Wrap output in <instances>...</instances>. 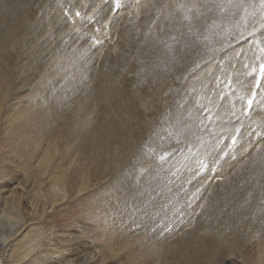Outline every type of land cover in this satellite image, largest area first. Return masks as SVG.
Returning <instances> with one entry per match:
<instances>
[{"label":"rangeland","instance_id":"1","mask_svg":"<svg viewBox=\"0 0 264 264\" xmlns=\"http://www.w3.org/2000/svg\"><path fill=\"white\" fill-rule=\"evenodd\" d=\"M1 1L0 7L2 9L7 5L4 4V2L6 3L9 1V4L13 3L14 5L12 4L11 6H8V4L6 6V10L10 7H13V9H11L12 12L8 9L9 13L7 16V13L5 12L6 10H2V12L0 11L2 17L0 18V22L5 21L4 23L2 22L4 25L0 23V27H3V30L1 29L0 31V33H2L0 36L2 38H0V43L3 42L2 40L7 39V43L5 42L6 40H4L5 43L3 42V44L8 47V51L3 53L1 56L2 58L0 57V100L3 99V101H1L2 103L0 104H3L0 106V196L10 195V191L12 189L19 188V186L22 184V186H20L21 188L18 189V192L24 193L25 196L27 194L28 197L32 196L31 199L36 200L35 207L31 206V199L27 200V198H24V200L20 202L19 209L21 211V216L28 223L23 233L21 232L22 235L16 238L9 245L10 249L8 248L9 251H7V255H9L11 252L16 254L23 253L27 247L26 243L28 240H34L35 238H38L40 241L39 247H37L39 252L45 253L50 251L51 253L49 255L55 254V257L57 256L55 260L63 263L72 261L75 264H154L155 262V264H261V262L264 264V174H262L264 169V115H262V113L259 112L260 110H258L261 105L255 106V103L259 102H257L255 97H252L250 93V91L253 92L256 90L255 86L257 83H254V86L252 85V87L245 84L247 79L250 78L247 74V68H251L257 64L258 61L260 62V60L262 61L264 59V27L257 32L255 31V33L252 34L253 37L249 38V35L252 36L249 34L247 39L242 38V36H245V34L251 31L250 24L252 9L255 5L254 0H213V2L212 0H175L173 3L174 5L167 4L169 0H145L147 3L143 0L146 4L149 3L153 5L151 7L149 4L147 7L146 5H142L144 3L142 0H82V4L79 2L80 0H74L76 3L73 0H69L70 3L68 0H38L40 4L37 3L36 0H16L18 3L21 1L25 3L26 1L25 4L29 6V8L23 3H21L22 5L19 3L20 7L22 6V9L17 6V2L15 0ZM87 1L89 2V6ZM91 1H93V3ZM154 1L157 5L152 4ZM159 1L161 4L163 3V5H161ZM256 1L258 12L257 17L258 19L264 20V0ZM1 3L3 4V7ZM31 3H33L36 7ZM182 3L185 7L182 6ZM70 4L73 5L71 6ZM85 4H87V10L84 9ZM139 4L140 6L142 5V8L143 6L146 7L147 12L143 11ZM213 4H217V6H214ZM154 5L156 7H154ZM159 5L162 7L166 5V7H163L166 10L169 5H171V7L173 6V10L169 8L171 10L170 17L172 18L169 17V9L167 11L168 13L166 14V10H163V8ZM31 6L35 8L32 9L30 8ZM73 6L78 8L73 9ZM79 6L80 8L83 7L82 9L85 11L80 10ZM178 6L182 10L185 8L184 11H181L183 14L186 12V16L182 15L180 18L182 13ZM212 6L214 7L213 9ZM134 7H136L135 9L140 7L141 10L138 11H142L143 13L146 12L144 13L145 15L142 13L141 16V13L137 10L136 11L138 13L136 11H131L132 13H128V11L131 9L134 11ZM156 8L160 10L158 11ZM120 10L121 12H119ZM126 11L128 14H126ZM153 11L154 13H152ZM155 11L158 12L159 15ZM160 11L162 14L165 13L166 15L163 14V16H160ZM172 11L178 12L174 13ZM96 12L98 17L96 16ZM148 12L152 13L151 17H154V14L158 16L154 17V20L161 21L157 23H159L158 25L162 24V28L167 26V29L163 28L165 30L161 28V30H163L162 32L164 33L160 32L161 26L158 27L160 31L158 28H156L157 24L153 18L149 17L150 14H147ZM16 13L20 16L22 14L28 16L23 18L24 15H22L21 17L23 20H26L21 21V17H18L19 15L15 17V15H17ZM75 13H77V15ZM93 13L95 14L93 15ZM136 13H140V16L138 15L136 17ZM9 14H12V16ZM81 14L83 15L79 16ZM129 14L134 15L135 18L132 19L133 16L130 17ZM187 14L190 17H188ZM143 15L145 18H143ZM213 15H216V19ZM5 16L7 18H4ZM218 16H222L221 20ZM129 17L130 20H128ZM147 17H149L151 20L147 19ZM185 17L186 20H184ZM9 18L11 19L8 20ZM15 18L18 21H14ZM159 18H161L164 22ZM163 18L167 19L165 20ZM179 18L184 19L180 21ZM199 18H204V20L202 19L200 22ZM211 18L217 20L213 21L216 22L217 25L220 24L218 25L219 27L216 26ZM125 19L126 21H124ZM131 19L133 20V23H131ZM145 19L148 22L151 21V24L149 23V25L147 21L145 22ZM207 19L211 23H209ZM11 21L13 23H11ZM127 21L131 23V27L135 26V32L137 31L136 33L134 30H132L134 28H128L130 23ZM152 21L154 22L152 23ZM166 21L169 23L167 22L165 25ZM183 21H185L186 24ZM195 21L197 22L196 24ZM202 21H204V24H202ZM7 22H9V24L12 26H10ZM181 22H183V25L185 24L186 27H183L182 25L181 28ZM205 22L209 25H207ZM198 23L202 24L201 27ZM76 24L77 27H75ZM142 24H144L145 27ZM153 24H156V32H159L158 34L161 33L159 36L157 33H155V30H152L154 29ZM214 24L215 26H213ZM6 25L8 27L7 29L5 28ZM147 25H149L148 29L146 28L148 27ZM119 26H122V28L120 29ZM126 26L131 32L127 30ZM150 26L153 28H150ZM178 26L179 28H177ZM221 26L224 28L222 29ZM71 27L74 28L73 31H71ZM102 27L105 29L103 30ZM116 27L117 29L119 28V33L116 30ZM212 27H217V30H213L214 28ZM12 28L14 29L12 30ZM183 28H185L186 31ZM192 28L195 30L197 29L195 31L197 33L193 31L192 34V31H190L192 37L190 35L187 36L186 34L189 32L188 30H193ZM137 29H139V32ZM105 30L108 33H106ZM123 31L125 32V37L131 38L130 40L126 38L128 41L123 40L125 46L128 45V47L124 46V48L127 50L121 49L115 53L116 55H114L112 54V51L109 52L111 43L108 40L112 39L111 36H113V40H111V42H114L115 38H118L117 35ZM150 31L154 32L158 36L159 40L158 38L157 40L155 39L157 36L155 37L154 33H152V36L154 37L153 38ZM204 31L206 32L204 33ZM213 31H216V34L212 33ZM133 32L137 35L132 36L134 35ZM175 32L178 35L180 32H185L186 34H180V36L184 35L181 38ZM209 32L210 34L207 35ZM218 32H220L223 36H221ZM138 33H140V35ZM147 34L148 36L145 37ZM197 34L199 36H197ZM211 34L214 36L212 37ZM20 35H24L23 38H21ZM215 35L218 37V39L215 38L214 42L213 38ZM193 36L194 39H191L193 41V46H191L192 44H189L191 40H187L193 38ZM229 36L230 38H228ZM196 37H198V41H205L201 43L198 42L197 44V41L195 42ZM152 38L156 41L153 40L152 42ZM201 38L204 39L202 40ZM220 38L221 40L223 39V43L221 42ZM227 38L229 39V42ZM237 38L239 40L241 39L239 44ZM256 38L260 40H257ZM207 39L210 40L206 41ZM255 39L258 43L255 41ZM8 40L13 44H11ZM158 41L160 42L159 44H157ZM169 41H171V43ZM216 41L221 43H218L217 45ZM143 42H150L152 47L149 48L151 50H148L149 48L147 49L148 43L147 46H144L143 44L145 43ZM105 43H107L109 46ZM187 43L189 46H191V48L187 45ZM200 44L206 48L200 46L202 49H199L200 47L198 48V46ZM252 44L253 48H256L255 44H258L259 47L257 46V50L251 47ZM11 45H14V47ZM245 45L247 46V50ZM170 46H172V48ZM174 46L179 48L182 46L183 50H185L184 52L182 48H176L175 50ZM218 46L221 47L218 48ZM103 48L108 49L105 50ZM193 48L196 51L193 50ZM152 49L155 50L154 54ZM188 49L192 50L190 52H186L190 55L185 54L186 50L189 51ZM106 51H108V54ZM245 51H247V53L250 52L249 55ZM145 52L148 53V55L145 54ZM201 52L203 53L201 54ZM206 52L208 56L206 55ZM253 54L258 57L257 61V57L255 56V58ZM102 55L109 56L104 58ZM242 55L244 56V59L246 58L245 60L248 58V61L245 62V60H241L243 59ZM249 56L253 57L249 59ZM204 57H207L205 59L208 60H205ZM190 59H193V61ZM209 59L211 61H209ZM229 59L230 61H227ZM187 60L189 61L187 62ZM198 60L200 61L198 62ZM232 60H236L235 63L234 61L232 62ZM102 61L107 62L105 64ZM146 61H150V64H147ZM224 61L225 63H223ZM238 61H240L239 64ZM166 62L170 64L173 63L172 65L174 67H172L170 64L168 66L167 64L165 65ZM230 62L232 64H230ZM151 63H153L154 66ZM197 65L200 66L198 67ZM233 65L235 66L233 67ZM165 66L170 74L169 72L167 73V71L165 72L167 75L164 73L163 70L165 69ZM243 66H245V68ZM175 67L177 68L178 72L177 70H174ZM123 68H126L127 70H124ZM130 68L132 69L130 70ZM161 68L164 69L162 70ZM234 68H237L239 71ZM105 69L111 74H114L111 76ZM133 69L139 73V76H135L137 73ZM119 70L123 73H120ZM157 70H160V72ZM179 70H181V72H179ZM126 71L127 74H125ZM158 73L160 74L158 75ZM187 75L189 76L187 77ZM101 76L105 79L107 78L105 76H108V79L112 77L113 80L107 79L109 84L107 83L106 88H109V90H107L108 92H113L111 93L114 94L113 96L107 93L106 97L105 94L103 97L102 90H106V88H104L105 86L103 87L100 85V82H103V78ZM109 76L111 77L109 78ZM117 76H121V81H117ZM162 76H164L166 79H163L164 77ZM230 76L233 77L231 78ZM5 77L7 78L5 79ZM152 77H154L153 80H151ZM142 78L151 79H145V81H143ZM255 80H257V78H255ZM110 81H114V83ZM135 81L138 85L135 83ZM249 81L251 82L252 79L250 78ZM6 82H8V84ZM144 82H147L148 84L145 85ZM262 82L263 81L260 80L258 83ZM30 83H34V86H37L36 89L38 90H36L33 85L32 88L34 89H29ZM113 84L115 87L112 86ZM141 84H144V86ZM136 85L137 88L139 86V89H135ZM225 85L227 86L225 87ZM232 85L234 86L233 88ZM111 86L113 87L112 91V88L110 89ZM215 86H217V89ZM118 88L120 93L123 94H115L118 92ZM223 88H225V90ZM129 89H132L135 92L133 93V91ZM204 89L207 90L205 91ZM196 90H198V92ZM31 91H33L34 95L31 94ZM129 91L132 92L130 93ZM4 93L8 94V96ZM132 93L133 95L138 96L133 98ZM239 93H244L242 98H240ZM123 95H125L126 99H124ZM26 96L28 98H26ZM110 96L114 97V101L111 98L113 102L107 100V106L106 100H104L105 104L103 101L100 103L101 99H110ZM117 96H119V98L121 97V102H119L120 100ZM127 96L130 99H128ZM182 96H184V98ZM190 96L192 98H190ZM16 99L19 101H16ZM147 100H151V102H148L150 105L147 103ZM214 100L216 101L214 102ZM116 101L117 103H121V105L116 104ZM128 101L129 103L133 102V106L129 103L128 104L131 105L130 107L128 104V107L126 104L124 105V103H127ZM204 101L207 102L205 103ZM111 103L113 104L111 105ZM20 105L23 108H19ZM78 105H81L80 109H78ZM108 106H111L110 108L112 110L110 108L108 109ZM254 106L255 108H258L255 110ZM16 107L18 113L20 112L18 115L16 113L17 111L14 109ZM28 107H30V111ZM115 107L117 110L119 109L123 112L125 110L127 115L125 112L118 113L119 110L117 111ZM183 107L185 109H183ZM194 107L196 109H194ZM74 108H76V110ZM128 108L130 109L129 112H127L129 110ZM203 108L204 110H202ZM21 109H24V112ZM141 109H143V111ZM148 111L149 114H146ZM21 113H23V115L20 116L22 118L19 117ZM122 115L127 117L124 119ZM259 116H262L263 119H261ZM119 117H122L121 120ZM187 117L191 118H188V120ZM218 117L221 119L219 120ZM126 118L129 120L128 122ZM194 118L197 119L194 120ZM27 119H29L30 123H32H29L30 127L28 124L29 121ZM167 119L168 121H166ZM248 121L251 122L249 123ZM69 122H71L70 125L72 128V133L70 132V135L66 136L67 142L66 145H63L59 139L61 136L64 137L62 134L64 131L66 133V126L69 124ZM129 122H131L130 125L132 126L129 125ZM65 124L66 126H64ZM237 124H239V126ZM33 125L37 126L34 127ZM246 126H248L250 129ZM200 128H202L203 131L202 129L200 130ZM207 130L208 132H206ZM200 131L201 133L203 132V134L206 133V137L203 136V134L198 135L200 134ZM213 131L216 135L213 133ZM243 135L245 136L243 137ZM58 136L60 137L58 138ZM197 136L198 139H196ZM201 137L202 141L200 140ZM204 138L206 143L203 141ZM194 140L196 141V145L194 144ZM54 143L57 146H55ZM102 143L105 147H103ZM67 144L69 146H67ZM48 145H50L51 149H54L50 151L49 157L46 158L45 161L40 164V166L36 165L42 155V152L49 147ZM53 145L56 148L53 147ZM182 145L184 147L183 149ZM194 146L198 148H194ZM190 147L191 149H187ZM213 147L215 149H213ZM67 150L70 152H67ZM57 152H59V155ZM186 152H188V154ZM108 153L111 154L107 155ZM52 155L56 156L55 161L53 160L55 157ZM97 160L99 162H96ZM251 163L253 164L249 165ZM76 164L77 167L75 166ZM83 164L86 165V169ZM226 164H228L229 167ZM90 166L91 170L89 168ZM236 166H240V168H237ZM245 166H247L249 169H244ZM241 168L243 171L240 170ZM260 170H262V173H259ZM77 171H80L81 175L78 172L79 174L77 173V176ZM240 171L244 172V174ZM253 171H255L254 173L256 174H254ZM82 176L84 178H82ZM228 177L230 181L232 180L231 184L229 183L230 181L228 182ZM59 178L62 181L59 180ZM237 180L240 182V186L238 185L239 182ZM41 181L44 182L42 183ZM244 182L247 183L245 184ZM259 186H261V188L263 187L262 191L261 188L259 190ZM30 187L34 188L32 192L29 191ZM240 187H242V189ZM40 188L41 191L38 192ZM250 191H255V194L260 191L262 194L257 193L259 196L257 194L252 195L255 197V201L253 202L252 200V205L250 204L249 208V202L247 201V198L251 196H249V193H251ZM37 192L38 194L35 197ZM252 196L250 198H252ZM257 196L261 198H258ZM254 197L252 199H254ZM256 197L258 198L257 200ZM261 199H263V201H261ZM245 200L248 202V204L245 203L248 210L246 207H244L246 210L243 209V206H245ZM258 200L261 201L262 204L260 206L258 204V207L255 205L253 206L256 201L258 202ZM257 202L255 204H257ZM239 203H242L243 205H238ZM252 207H257L258 209L253 208L252 210L255 209L253 212L250 210ZM249 210L251 213H248L250 212ZM8 224V221L4 223L1 236L8 234ZM190 239H196L198 242L196 240L191 242ZM54 250L58 252L52 253ZM214 252H216V255ZM88 253L94 257H89L90 255H88ZM230 254L232 255L230 256ZM260 256L263 257L261 262L259 261ZM3 257V255L2 257L0 256V259L4 264L5 262ZM51 257L54 258V256ZM92 258H95L94 261ZM189 258H191L190 261ZM50 260L52 259L50 258Z\"/></svg>","mask_w":264,"mask_h":264},{"label":"bare ground","instance_id":"2","mask_svg":"<svg viewBox=\"0 0 264 264\" xmlns=\"http://www.w3.org/2000/svg\"><path fill=\"white\" fill-rule=\"evenodd\" d=\"M0 1H1V0H0ZM2 1H3V0H2ZM2 1H1V2H2ZM4 1H5V0H4ZM6 1H7V0H6ZM10 1H11V0H10ZM15 1H16V0H15ZM27 1H28V0H27ZM30 1H31V0H30ZM33 1H35V0H33ZM36 1H37V3L40 4V2H39L38 0H36ZM50 1H51V0H50ZM55 1H56V0H55ZM68 1H69V0H68ZM73 1H74V0H73ZM75 1H76V0H75ZM75 1H74V2H75ZM83 1H85V0H83ZM83 1L80 0L79 2L82 4ZM142 1H143V0H142ZM144 1H145V0H144ZM144 1H143V2H144ZM147 1H148V0H147ZM156 1H157V0H156ZM207 1H208V0H207ZM8 2H9V1H7L6 3L4 2V4H7V5H8V4L10 3V2H9V3H8ZM16 2H17V1H16ZM45 2H47V1H45ZM87 2H88V1H87ZM91 2L93 3V1H91ZM96 2H97V1H96ZM99 2H100V1H99ZM101 2H102V1H101ZM105 2H106V1H105ZM145 2H146V1H145ZM145 2H144L142 5H144V6L146 5V7L149 6V5H150V7L153 6V5L149 4V3H148L149 5H148V4H146L147 2H146V3H145ZM159 2H160V1H159ZM159 2H158V3H159ZM166 2H167V1H166ZM174 2H175V0H169V1L167 2V4H173ZM185 2H186V1H185ZM210 2H211V1H210ZM212 2H213V0H212ZM248 2H249V1H248ZM256 2H257V1L254 0L255 5H254V8L252 9V14H251V24H250L251 31L249 30V31H250V32L248 31L249 33L245 34V36H242V38H244V39H247V37H248L249 34L252 35L253 33H255V31L257 32L258 30H260L261 28L264 27V20H262V19H258V17H257V13H258V12H257V7H256ZM19 3H20V4L23 3L24 5H26V4H25L26 1H25V3H24L23 1H21V2H19ZM19 3L17 2V6H18V7H20ZM29 3H30V2H29ZM34 3H35V2H34ZM49 3H50V2H49ZM67 3H68V2H67ZM69 3H70V1H69ZM69 3H68V4H69ZM71 3H72V1H71ZM75 3H76V2H75ZM75 3H74V4H75ZM84 3H85V2H84ZM92 3H91V4H92ZM180 3H181V2H180ZM183 3H184V2H183ZM183 3H182V4H183ZM187 3H188V2H187ZM189 3H192V2H189ZM205 3H206V2H205ZM216 3H217V2H216ZM221 3H222V2H221ZM12 4H13V3H12ZM12 4H9L8 6H11ZM27 4H28V3H27ZM31 4H33V3H31ZM45 4H46V3H45ZM68 4H67V5H68ZM99 4H100V3H99ZM103 4H104V3H103ZM140 4H141V2H140ZM140 4H139V6H140ZM152 4L157 5V4L155 3V1H154V3H152ZM160 4H161V2H160ZM165 4H166V3H165ZM178 4H179V3H178ZM222 4H223V3H222ZM228 4H229V3H228ZM231 4H232V3H231ZM231 4H230V5H231ZM1 5H2V7H3V4H2V3H1ZM7 5H6V6H7ZM13 5H14V4H13ZM21 5H22V4H21ZM33 5H34V4H33ZM46 5H47V4H46ZM70 5H71V4H70ZM72 5H73V4H72ZM72 5H71V6H72ZM76 5H77V4H76ZM86 5H87V4H85V8H84V9H86ZM142 5L140 6L141 8H142ZM155 5H154V7H156ZM161 5H163V3H162ZM161 5H159V6H161ZM173 5H174V4H173ZM189 5H191V4H189ZM210 5H211V4H210ZM213 5H214V6H217V4H216V5L213 4ZM241 5H242V4H241ZM6 6H5V8H7ZM15 6H16V4H15ZM26 6H27V5H26ZM26 6H25V7H26ZM34 6H35V5H34ZM41 6H42V5H41ZM43 6L45 7L44 4H43ZM74 6H75V5H74ZM74 6L72 7L73 9L76 8V7H74ZM88 6H89V2H88ZM99 6H100V5H99ZM134 6H135V5H134ZM144 6H143L142 9H143V11H146V12H147V8L144 7ZM167 6H168V5H167ZM176 6H177V5H176ZM182 6H184V4H183ZM257 6H258V5H257ZM21 7H22V6H21ZM21 7H20V9H22ZM27 7L29 8V6H27ZM35 7H36V6H35ZM35 7H32V6H31L30 8L33 9V8H35ZM39 7H40V6H39ZM81 7H82V6H81ZM97 7H98V6H97ZM140 7H138V9H135L136 7H134L133 9H135V10L133 11V10L131 9L130 11H128V13L131 12V11H132V12H135L136 10H137V11H138V10H141ZM150 7H149V8H150ZM161 7H162V6H161ZM163 7H166V5L163 6ZM163 7H162V8H163ZM172 7H173V6H172ZM172 7H171V5H169V7L167 8V10H166L165 8H163V10H166V14H167V13H168L167 11H168L169 8H171V9L173 10L174 7H173V8H172ZM178 7H179V6H178ZM184 7H185V6H184ZM189 7H190V6H189ZM230 7H231V6H230ZM246 7H247V6H246ZM0 8H1V7H0ZM5 8H4V7H3V9L1 8L0 11H1V12H2V10L5 11V10H6ZM77 8H78V7H77ZM77 8H76V9H77ZM79 8H80V6H79ZM82 8H83V7H82ZM82 8H80V10L85 11V10H83ZM95 8H96V7H95ZM98 8H99V7H98ZM149 8H148V9H149ZM157 8H158V6H157ZM157 8H156V9H157ZM176 8H177V7H176ZM181 8H183V7H181ZM213 8H214V7L212 6V9H213ZM238 8H239V7H238ZM8 9H9V11H10L11 9H13V7H12V8L10 7V8H8ZM8 9L5 11V12L7 13L6 16H7L8 13H9ZM20 9H19V10H20ZM37 9H38V8H37ZM37 9H36V10H37ZM76 9H75V10H76ZM88 9H89V7H88ZM92 9H93V7H92ZM92 9H91V10H92ZM102 9H103V8H102ZM144 9H145V10H144ZM152 9H153V7H152ZM156 9H155V10H156ZM184 9H185V8H184ZM184 9L182 10V9H180V7H179V10H180V11H181V10L184 11ZM189 9H190V8H189ZM189 9H188V10H189ZM191 9H192V8H191ZM216 9H217V8H216ZM234 9H235V8H234ZM19 10H18V11H19ZM25 10H26V8H25ZM30 10H31V9H30ZM38 10H39V9H38ZM78 10H79V9H78ZM86 10H87V9H86ZM95 10H96V9H95ZM95 10H94V11H95ZM153 10H154V9H153ZM157 10L159 11L160 9H157ZM176 10H177V9H176ZM217 10H218V9H217ZM228 10H229V9H228ZM232 10H233V9H232ZM15 11H16V10H15ZM21 11H22V10H21ZM21 11H20V12H21ZM31 11H32V10H31ZM34 11H35V10H34ZM89 11H90V10H89ZM89 11H88V13H89ZM96 11H97V10H96ZM113 11H114V10H113ZM137 11H136V12H137ZM170 11H171V10L169 9V13H170V14H169V17H170V15H171V12H170ZM180 11H179V12H180ZM182 11H181L182 14L180 15V18L182 17V15H185V14H186V12H184L185 14H183ZM11 12H12V10H11ZM27 12H28V11H27ZM27 12H26V13H27ZM74 12H75V11H74ZM76 12H77V10H76ZM79 12H80V11H79ZM86 12H87V11H86ZM100 12H102V11H100ZM119 12H121V10H120ZM132 12H131V13H132ZM138 12H140V11H138ZM138 12H137V13H138ZM146 12H144V13H146ZM149 12H150V11H149ZM149 12H148L147 14H150L149 17H150V18H153V20H154V17H156L157 15L154 14V17H151V14L154 13V11H153L152 13H149ZM155 12H156V11H155ZM163 12H165V11H163ZM172 12H174V11H172ZM177 12H178V11H177ZM177 12H174V13H177ZM212 12H213V11H212ZM236 12H237V11H236ZM236 12H235V13H236ZM3 13H4V12H3ZM3 13H2V15H3ZM21 13H22V12H21ZM21 13H20V14H21ZM23 13H24V10H23ZM80 13H81V12H80ZM80 13H79V14H80ZM82 13H83V12H82ZM128 13H127V11H126V14H128ZM137 13H136V14H137ZM140 13H141V14H140ZM140 13H139V14L142 16V13H143V12L141 11ZM144 13H143V14H144ZM156 13H158V12H156ZM160 13H161V11H160ZM214 13H216V12H214ZM230 13H231V12H230ZM239 13H240V10H239ZM14 14H15V13H14ZM14 14H13V16H14ZM16 14H17V13H16ZM75 14L77 15V13H75ZM90 14H91V13H90ZM94 14H95V13H93V15H94ZM109 14H110V13H109ZM112 14H113V12H112ZM112 14H111V15H112ZM122 14H123V13H122ZM126 14H125V15H126ZM136 14H135V15H136ZM139 14H137L136 17H137ZM163 14H165V13H163ZM163 14L161 13L160 16H161V15L163 16ZM166 14H165V15H166ZM217 14H219V13H217ZM217 14H216V15H217ZM222 14H223V13H222ZM228 14H229V13H228ZM4 15H5V13H4ZM9 15L12 16V14H9ZM18 15H19V14L15 15V17L18 16ZM22 15H24V14H22ZM22 15H21V16H22ZM82 15H83V14H81V15H79V16H82ZM84 15H85V14H84ZM111 15H110V16H111ZM140 15H139V16H140ZM144 15H145V14H144ZM144 15H143V18H145ZM158 15H159V13H158ZM176 15H177V14H176ZM176 15H175V16H176ZM216 15H213V16H215V17H214L215 19H216ZM236 15H237V14H236ZM6 16H5L4 18H7ZM21 16L19 15L18 17H21ZM27 16H28V15H27ZM27 16L24 15L23 18H26ZM73 16L76 17L75 15H73ZM87 16H88V15H87ZM96 16H97V12H96ZM123 16H124V14H123ZM126 16H128V15H126ZM129 16H130V17L133 16L132 19L135 18V16L132 15V14H131V15L129 14ZM167 16H168V15H167ZM185 16H186V15H185ZM187 16H188V14H187ZM206 16H208V15H206ZM211 16H212V15H211ZM211 16H210V17H211ZM8 17H9V16H8ZM18 17H17V18H18ZM97 17H98V16H97ZM117 17H118V16H117ZM130 17H129L128 20H130ZM149 17H147V19H149ZM157 17H158V16H157ZM188 17H190V16H188ZM218 17H219V16H218ZM233 17H234V14H233ZM0 18H2V17H1V14H0ZM23 18L21 17L20 20L22 21ZM80 18H82V17H80ZM84 18H85V17H84ZM127 18H128V17H127ZM127 18H126V19H127ZM138 18H140V17H138ZM161 18H162V17H161ZM161 18H159V19L162 20ZM167 18H168V17H167ZM167 18H163V19L166 20ZM170 18H172V17H170ZM173 18H174V17H173ZM180 18H179V19H180ZM196 18H197V17H196ZM205 18H206V17H205ZM219 18H220V20H221L222 16L219 17ZM219 18H218V19H219ZM227 18H229V17H227ZM10 19H11V18H9L8 20H10ZM13 19H14V17H13ZM13 19H12V20H13ZM18 19H19V18H18ZM86 19H87V18H86ZM107 19H108V18H107ZM126 19H125L124 21H126ZM132 19H131V20H132ZM155 19L158 20L157 18H155ZM168 19H169V18H168ZM179 19H178V20H179ZM183 19H184V18H183ZM183 19H180V21L183 20ZM197 19H198V18H197ZM199 19H200V18H199ZM202 19L204 20V18H201L199 21L201 22ZM215 19H212V18H211L212 21L215 20ZM231 19H232V18H231ZM241 19H242V18H241ZM0 20H1V19H0ZM3 20H4V19H3ZM20 20H19V21H20ZM25 20H26V19H25ZM25 20H23V21H25ZM149 20H151V19H149ZM170 20H171V19H170ZM184 20H186V17H185ZM187 20H188V19H187ZM209 20H210V19H209ZM229 20H230V19H229ZM244 20H245V19H244ZM14 21H18V20H16V18H15ZM72 21H73V20H72ZM75 21H76V20H75ZM102 21H103V20H102ZM108 21H110V20H108ZM136 21H137V20H136ZM136 21H135V23H136ZM144 21L146 22L147 20L145 19ZM154 21H155V20H154ZM154 21H152V23H153ZM162 21H163V20H162ZM172 21H173V20H172ZM172 21H171V22H172ZM207 21H208V19H207ZM215 21H217V20H215ZM224 21H225V20H224ZM241 21H242V20H241ZM2 22L4 23L5 21H2ZM2 22H0V23H2ZM73 22H74V21H73ZM73 22H72V23H73ZM76 22H77V21H76ZM121 22H122V21H121ZM127 22H128V21H127ZM147 22H148V21H147ZM150 22H151V21H150ZM150 22H148V24H149ZM155 22H156V24H157V25L155 24V25H156V28H158V27H160V26L162 25L161 23H160L161 25H158L159 23H157V22H161V21H155ZM163 22H164V21H163ZM167 22H168V21L165 22V25H166ZM183 22L186 24L185 21H183ZM183 22H181V23H182V24H180L181 26L179 25L181 28H182ZM208 22H209V21H208ZM213 22H214V21H213ZM218 22H219V21H218ZM3 23H2V24H3ZM7 23L9 24V22H7ZM11 23H13V22L11 21ZM116 23H117V22H116ZM123 23H124V22H123ZM128 23H130V22H128ZM128 23H127V24H128ZM131 23H133V20L131 21ZM131 23L129 24V26L126 24V25L128 26V28L131 27V26H130ZM135 23H134V24H135ZM138 23H139V22H138ZM138 23H137V24H138ZM168 23H169V22H168ZM188 23H189V21H188ZM196 23H197V22L195 21V24H196ZM205 23H206V22H205ZM209 23H211V22H209ZM214 23L216 24V22H214ZM229 23H230V22H229ZM234 23H235V22H234ZM8 24H7V25H8ZM102 24H103V23H102ZM106 24H107V23H106ZM119 24H120V23H119ZM134 24H132V25H134ZM137 24H136V25H137ZM139 24H140V23H139ZM150 24H151V23H150ZM150 24H149V25H150ZM163 24H164V23H163ZM170 24H171V23H170ZM170 24H168V25H170ZM178 24H179V23H178ZM185 24L183 25V27L185 26ZM198 24H199V23H198ZM202 24H204V21H202ZM202 24H201V23L199 24L200 27H201ZM206 24H207V23H206ZM212 24H213V23H212ZM215 24H214L213 26H215ZM3 25H4V24H3ZM7 25H6V27H5L6 29L8 28ZM9 25L12 26L11 24H9ZM25 25H26V24H25ZM69 25H70V24H69ZM78 25H79V24H78ZM115 25H116V24H115ZM115 25H114V28H115ZM121 25H122V24H121ZM140 25H141V24H140ZM142 25L145 27L146 23H145V25H144V24H142ZM149 25H147V26H148V27H146L147 29L149 28ZM155 25L153 24L154 29H152V30H155ZM165 25H164V26H165ZM207 25H209V24H207ZM218 25H220V24H218ZM218 25L216 24V26H218ZM223 25H224V24H223ZM0 26H1V24H0ZM28 26H29V25H28ZM28 26H26V27H28ZM127 26H126V28H127ZM137 26H138V25H137ZM137 26H136V27H137ZM170 26H171V25H170ZM179 26H178L177 28H179ZM195 26H197V25H195ZM195 26H193V27H195ZM211 26H212V25H211ZM225 26H226V24H225ZM229 26H230V25H229ZM245 26H246V25H245ZM245 26H244V27H245ZM247 26H248V25H247ZM72 27H73V26H72ZM72 27L70 28V29H72L71 31H73V29H74V28H72ZM75 27H77V24L75 25ZM100 27H101V26H100ZM105 27H106V25H105ZM107 27H108V26H107ZM139 27H140V26H139ZM153 27L150 26V28H153ZM166 27H167V26H166ZM166 27H163V28H166ZM173 27H174V25H173ZM185 27H186V26H185ZM189 27H190V26H189ZM218 27H219V26H218ZM221 27H222V26H221ZM235 27H236V26H235ZM2 28H3V27H2ZM2 28L0 27V31H1ZM102 28H103V27H102ZM119 28L121 29L122 26H121V27L119 26ZM119 28L117 29V27H116V30L118 31ZM128 28H127V30L130 31V29H128ZM132 28H134V29H132ZM141 28H142V26H141ZM146 28H145V30H146ZM161 28H162V26L160 27V30H161ZM163 28H162V29H163ZM168 28H169V27H168ZM174 28H175V27H174ZM177 28H176V29H177ZM197 28H198V27H197ZM207 28H208V27H207ZM212 28H214V27H212ZM212 28H211V29H212ZM216 28H217V27H216ZM216 28H214L213 30H217ZM223 28H224V27H222V29H223ZM245 28H246V27H245ZM13 29H14V28H12V30H13ZM75 29H76V28H75ZM93 29H94V28H93ZM104 29H105V28H103V30H104ZM123 29H124V28H123ZM131 29L134 30V32H135V29H136V28H135V26H133V27H131ZM139 29H140V28H139ZM139 29H137L138 32H139ZM166 29H167V28H166ZM183 29H185V28H183ZM183 29H182V30H183ZM192 29H193V28H192ZM199 29H201V28H199ZM218 29H219V28H218ZM220 29H221V28H220ZM222 29H221V31H222ZM2 30H3V29H2ZM12 30H11V33H12ZM101 30H102V29H101ZM106 30H108V29H106ZM106 30H105V32H106ZM111 30H112V29H111ZM116 30H115V31H116ZM140 30H141V29H140ZM149 30H150V29H149ZM158 30H159V28H158ZM160 30H159V31H160ZM163 30H165V29H163ZM163 30H161L160 32H162ZM196 30H197V29H196ZM196 30H195V29H193V30L189 29V30H188L189 32H187V34H186L185 32H180V33L178 32L179 35H178L176 32H175V33H176L178 36H180V34L184 33V35L186 34L187 36L190 35V36L192 37V35L190 34V31H192V34H193V31L195 32ZM206 30H207V29H206ZM229 30H230V28H229ZM74 31H75V30H74ZM77 31H78V30H77ZM115 31H114V32H115ZM120 31H122V30H120ZM125 31H126V30H125ZM183 31H184V30H183ZM185 31H186V29H185ZM201 31H203V30H201ZM218 31H219V30H218ZM9 32H10V31H9ZM93 32H94V31H93ZM97 32H98V30H97ZM105 32H104V35H105ZM130 32H131V31H130ZM134 32H133V33H134ZM136 32H137V31H136ZM136 32H135V33H136ZM140 32H141V31H140ZM150 32H151V36H152V33H154V32H152V31H150ZM150 32H149V34H150ZM205 32H206V31H204V33H205ZM215 32H216V31H215ZM215 32L213 31L212 33H215ZM228 32H230V31H228ZM240 32H241V31H240ZM3 33H4V32H3ZM106 33H108V32H106ZM112 33H113V32H112ZM115 33H116V32H115ZM118 33H119V31H118ZM135 33H134V35H132V36L137 35V34H135ZM146 33H147V32H146ZM155 33H157L156 30H155ZM155 33H154V34H155ZM158 33H159V32H158ZM158 33H157V34H158ZM162 33H164V32H162ZM165 33H166V31H165ZM175 33H174V35H175ZM188 33H189V34H188ZM195 33H197V32H195ZM218 33H219L221 36H223L220 32H218ZM218 33H217V34H218ZM232 33H233V32H232ZM1 34H2V33H0V36H1ZM16 34H17V33H16ZM101 34H102V33H101ZM110 34H111V33H110ZM110 34H108V35H110ZM131 34H132V33H131ZM131 34H130V35H131ZM138 34L140 35V33H138ZM141 34H142V33H141ZM160 34H161V33H160ZM160 34H158V36H159ZM172 34H173V33H172ZM208 34H210V32L207 33V35H208ZM215 34H216V33H215ZM225 34H226V33H225ZM230 34H231V33H230ZM230 34H229V35H230ZM257 34H258V33H257ZM3 35H4V34H3ZM5 35H6V33H5ZM26 35H27V34H26ZM111 35H112V34H111ZM115 35H116V34H115ZM115 35H114V36H115ZM184 35H183V36H184ZM205 35H206V34H205ZM220 35H217V36H220ZM241 35H242V34H241ZM260 35H261V34H260ZM23 36H24V35H22V36L20 35L21 38H23ZM117 36H118V38H117V39L115 38L116 41L114 40V42H113V41L111 42V40H113V36H111L112 39H109V40H108V41H110V43H111L110 48L108 47L109 45L107 44V43H109V42L105 43V44L108 45L107 47L109 48V52L112 51V54H114V55H116L115 53H117V51H119V50H121V49H123V50L125 49V48H124V46H125L124 41H125V40H127V39L130 40V39H131V38H127V37H125V32H124V31L121 32V33H120L119 35H117ZM117 36H116V37H117ZM127 36H128V35H127ZM143 36H144V34H143ZM143 36H142V37H143ZM147 36H148V34L145 35V37H147ZM156 36H157V35L155 34V37H156ZM158 36L155 38L156 40H157ZM183 36H180V37L182 38ZM194 36H196V35H194ZM194 36H193V38H190V37H189L190 39L187 40V41H190L191 39H194ZM197 36H199V35L197 34ZM200 36H201V35H200ZM203 36H204V35H203ZM203 36H202V37H203ZM211 36L213 37L214 35L211 34ZM230 36H231V35H230ZM230 36H229L228 38H230ZM3 37H4V36H3ZM13 37H14V36H13ZM25 37H27V36H25ZM108 37H109V36H108ZM136 37H137V36H136ZM142 37H141V38H142ZM149 37H150V36H149ZM152 37H153V36H152ZM166 37H167V36H166ZM174 37H175V36H174ZM205 37H206V36H205ZM209 37H210V36H209ZM209 37H208V38H209ZM225 37H226V35H225ZM239 37H240V36H239ZM250 37H253V35H252V36L249 35V38H250ZM255 37H256V35H255ZM255 37H254V38H255ZM263 37H264V36H263ZM0 38H1V37H0ZM18 38H19V36H18ZM21 38H20V39H21ZM124 38H125V39H124ZM126 38H127V39H126ZM150 38H151V37H150ZM153 38H154V37H153ZM153 38L151 39L152 42H153V40H154ZM163 38H164V36H163ZM185 38H186V36H185ZM197 38H198V37H196V39H197ZM210 38H211V37H210ZM215 38L218 39V37H216V35H215V37L213 38V39H214V42H215ZM222 38H223V37H222ZM228 38H227V39H228ZM1 39H2V38H1ZM81 39H82V38H81ZM132 39H133V38H132ZM172 39H174V38H172ZM196 39H195V42L197 41V44H198V42L201 43V42H204V41H205V40H203L204 38H201L203 41H200V40L198 41V39H197V40H196ZM211 39H212V38H211ZM213 39H212V40H213ZM227 39H226V43H227ZM237 39H238V38H237ZM256 39H257V38H256ZM256 39H255V41H256ZM4 40H6L5 42L7 43V39H4ZM4 40H2V41L4 42ZM23 40H24V39H23ZM46 40H47V39H46ZM123 40H124V41H123ZM128 40H127V41H128ZM143 40H144V38H143ZM146 40H147V38H146ZM156 40H154V41H156ZM158 40H159V38H158ZM169 40H170V39H169ZM174 40H175V39H174ZM208 40H210V39H207L206 41H208ZM220 40H221V38H220ZM222 40H223V39H222ZM222 40H221V42H222ZM234 40H235V39H234ZM234 40H233V41H234ZM240 40H241V39H240ZM240 40L238 39V44L240 43V42H239ZM250 40H251V39H250ZM257 40H260V39H257ZM2 41H1V42H2ZM8 41H9V40H8ZM19 41H20V40H19ZM162 41H163V40H162ZM263 41H264V40H263ZM3 42L0 43V57L3 55L4 52L8 51V50H7L8 47H7L6 45H4ZM5 42H4V43H5ZM9 42H10V41H9ZM9 42H8V44H9ZM13 42H14V41H13ZM20 42H21V41H20ZM44 42H45V41H44ZM150 42H151V41H150ZM150 42H147V43H148V47H147V49H148L149 47H152V45H150ZM169 42L171 43V41H169ZM174 42H178V41H174ZM185 42H186V40H185ZM192 42H193L192 40L189 42V44H190V43L192 44V45L190 44L191 46H193V43H192ZM209 42H210V41H209ZM214 42H213V44H214ZM216 42H217V43H216L217 45H218V43H221V42H218V41H216ZM224 42H225V41H224ZM228 42H229V39H228ZM235 42H236V41H235ZM241 42H242V41H241ZM253 42H254V41H253ZM253 42H252V43H253ZM256 42H257V41H256ZM10 43H11V42H10ZM14 43H15V42H14ZM17 43H18V42H17ZM100 43H101V42H100ZM112 43H113V44H112ZM143 43H145V42H143ZM147 43H145L146 45H145V44H143V45H144V46H147ZM159 43H160V42L158 41L157 44H159ZM163 43H164V42H163ZM166 43H167V42H166ZM166 43H165V44H166ZM182 43H183V42H182ZM222 43H223V42H222ZM226 43H224V44H226ZM236 43H237V42H236ZM236 43H234V44H236ZM257 43H258V42H257ZM8 44H7V45H8ZM11 44H13V43H11ZM151 44H152V43H151ZM153 44H154V43H153ZM176 44H177V43H176ZM178 44H180V43H178ZM189 44L187 43L188 46H189ZM211 44H212V41H211ZM216 44H215V45H216ZM232 44H233V42H232ZM248 44H250V43H248ZM253 44H254V43H253ZM253 44H252V46H251L252 48H253ZM17 45H18V44H17ZM17 45H16V47H17ZM126 45H127V44H126ZM149 45H150V46H149ZM154 45H155V44H154ZM172 45H173V43H172ZM194 45H195V44H194ZM202 45H204V44H202ZM246 45H247V44H246ZM246 45H245V48H246V50H247V46H246ZM255 45H256V48H257L258 44H255ZM9 46H10V44H9ZM11 46L14 47V45H11ZM91 46H92V45H91ZM100 46H101V45H100ZM185 46H186V45H185ZM191 46H189V47L191 48ZM200 46H201V44L198 46V48H199ZM213 46H214V45H213ZM222 46H223V44H222ZM228 46H229V43H228ZM230 46H232V45H230ZM234 46H235V45H234ZM249 46H250V45H249ZM249 46H248V47H249ZM95 47H96V46H95ZM105 47H106V46H105ZM125 47H128V45L125 46ZM170 47L172 48V46H170ZM174 47H175V46H174ZM186 47H187V46H186ZM189 47H188V48H189ZM194 47H196V46H194ZM201 47H205V46H201ZM201 47H200L199 49H202ZM219 47H221V46H218V48H219ZM232 47H233V46H232ZM254 47H255V46H254ZM258 47H259V46H258ZM10 48H11V47H10ZM10 48H9V49H10ZM108 48H106V49H108ZM160 48H161V47H160ZM160 48H159V49H160ZM167 48H169V47H167ZM176 48H179V47H175V50H176ZM181 48H182V50H183V47H182V46H181ZM181 48H179V49H181ZM205 48H206V47H205ZM218 48H216V49H218ZM222 48H223V47H222ZM230 48H231V47H230ZM245 48H244V50H245ZM256 48H253V49L257 50ZM18 49H19V48H18ZM103 49H105V48H103ZM103 49H102V50H103ZM106 49H105V50H106ZM110 49H111V50H110ZM144 49H145V48H144ZM154 49H156V48H154ZM154 49H152L153 54H154V51H155ZM173 49H174V48H173ZM203 49H204V48H203ZM213 49H214V48H213ZM220 49H221V48H220ZM220 49H219V52H220ZM223 49H224V48H223ZM225 49H226V48H225ZM236 49H237V48H236ZM253 49H252V51H253ZM10 50H11V49H10ZM125 50H127V49H125ZM148 50H151V49L149 48ZM148 50H146V51H148ZM162 50H163V48H162ZM162 50H161V51H162ZM182 50H181V52H182ZM184 50H185V49H184ZM184 50H183V52H184ZM188 50H189V49H188ZM193 50H195V49L193 48ZM206 50H207V49H206ZM237 50H238V49H237ZM190 51H192V50H189V51L186 50V51H185V54H189V53H186V52H190ZM195 51H196V50H195ZM204 51H205V49H204ZM207 51H208V50H207ZM214 51H215V50H214ZM214 51H213V52H214ZM217 51H218V50H217ZM15 52H16V51H15ZM104 52H105V51H104ZM106 52H107V54H108V51H106ZM148 52H149V51H148ZM162 52H163V51H162ZM235 52H237V51H235ZM235 52H234V53H235ZM245 52L247 53V51H245ZM257 52H259V51H257ZM257 52H256V53H257ZM21 53H22V52H21ZM178 53H179V52H178ZM191 53H192V52H191ZM202 53H203V52H201V54H202ZM214 53H215V52H214ZM246 53H245V54H246ZM249 53H250V52H249ZM249 53H247V54L249 55ZM251 53H253V52H251ZM5 54H6V53H5ZM145 54L148 55V53H146V52H145ZM159 54H160V53H159ZM165 54H166V53H165ZM173 54H174V53H173ZM192 54H193V53H192ZM192 54H191V56H192ZM198 54H199V53H198ZM212 54H213V53H212ZM215 54H216V53H215ZM220 54H221V53H220ZM232 54H233V53H232ZM238 54H239V53H238ZM241 54H243V53H241ZM254 54H255V51H254ZM254 54H253V55H254ZM263 54H264V53H263ZM8 55H9V54H8ZM85 55H86V54H85ZM169 55H170V54H169ZM169 55H168V57H169ZM189 55H190V54H189ZM189 55H188V57H189ZM195 55H196V54H195ZM206 55L208 56L207 52H206ZM243 55H244V54H243ZM243 55H242V56H243ZM250 55H251V54H250ZM257 55H259V54H257ZM260 55H261V53H260ZM12 56H15V55H12ZM100 56H101V55H100ZM102 56H103V55H102ZM106 56H107V55H104L103 57L106 58ZM108 56H109V55H108ZM108 56H107V57H108ZM145 56H146V55H145ZM159 56H160V55H159ZM161 56H162V55H161ZM163 56H164V54H163ZM199 56H200V55H199ZM202 56H203V55H202ZM213 56H214V54H213ZM216 56H218V55H216ZM226 56H228V55H226ZM226 56H225V57H226ZM237 56H238V55H237ZM237 56H236V58H237ZM255 56H256V55H254V57H255ZM16 57H17V56H16ZM110 57H111V56H110ZM147 57H149V56H147ZM147 57H146V59H147ZM164 57H165V56H164ZM185 57H187V56H185ZM233 57H235V56H233ZM245 57H246V56H245ZM252 57H253V56H252ZM252 57L249 56V59H251ZM256 57H257V56H256ZM256 57H255V58H256ZM1 58H2V57H1ZM55 58H56V56H55ZM149 58H150V57H149ZM149 58H148V59H149ZM153 58H154V57H153ZM158 58H159V57H158ZM191 58H192V57H191ZM195 58H196V57H195ZM197 58H198V57H197ZM205 58H207V57H204V59H205ZM208 58H209V57H208ZM210 58H212V57H210ZM230 58H231V57H230ZM242 58H243V59H241V60H245V59H246V58L244 59V56H243ZM16 59H17V58H16ZM108 59H109V58H108ZM167 59H168V58H167ZM193 59H194V55H193ZM193 59H192V60L190 59V60L193 61ZM233 59H234V58H233ZM52 60H53V58H52ZM103 60H104V59H103ZM149 60H150V59H149ZM159 60H161V59H159ZM205 60H208V59H205ZM205 60H204V61H205ZM241 60H240V61H241ZM253 60H254V58H253ZM257 60H258V57L256 58V61H257ZM54 61H55V60H54ZM54 61H53V62H54ZM104 61H105V60H104ZM104 61H102V62H104ZM150 61H151V60H150ZM150 61H149V62L146 61L147 64H150ZM184 61H185V60H184ZM184 61H183V62H184ZM188 61H189V60H187V62H188ZM196 61H197V60H196ZM199 61H200V60H198V62H199ZM209 61H211V60L209 59ZM227 61H230V59L227 60ZM233 61H234V60H232V62H233ZM235 61H236V60H235ZM235 61H234V63H235ZM240 61H238V64H239ZM246 61H248V58H247V60H245V62H246ZM1 62H2V61H1ZM106 62H107V61H106ZM106 62H104V63L106 64ZM153 62H154V61H153ZM163 62H164V60H163ZM180 62H181V61H180ZM194 62H195V61H194ZM242 62H243V61H242ZM252 62H253V61H252ZM154 63H155V62H154ZM189 63H190V62H189ZM212 63H213V62H212ZM223 63H225V61H224ZM223 63H221V64H223ZM249 63H250V61H249ZM1 64H2V63H1ZM12 64H13V63H12ZM12 64H11V65H12ZM48 64H49V63H48ZM151 64H153V63H151ZM166 64H167V66H168L170 63H167V62H166L165 65H166ZM172 64H173V63H171L170 65H171L172 67H174ZM184 64H185V63H184ZM192 64H195V63H192ZM230 64H232V63L230 62ZM240 64H241V63H240ZM242 64H243V63H242ZM245 64H246V63H245ZM247 64H248V63H247ZM254 64H255V61H254ZM2 65H3V64H2ZM103 65H104V64H103ZM125 65H126V64H125ZM156 65H157V64H156ZM156 65H155V66H156ZM161 65H162V64H161ZM174 65H175V64H174ZM176 65H178V64H176ZM187 65H189V64H187ZM187 65H185V66L188 67ZM251 65H252V64H251ZM50 66H51V65H50ZM53 66H54V65H53ZM106 66H107V65H106ZM123 66H124V65H123ZM153 66H154V64H153ZM162 66H164V65H162ZM189 66H190V65H189ZM197 66L199 67L200 65H197ZM215 66H216V65H215ZM222 66H223V65H222ZM224 66H225V65H224ZM234 66H235V65H233V67H234ZM240 66H241V65H240ZM51 67H52V66H51ZM103 67H104V66H103ZM124 67H125V66H124ZM144 67H145V66H144ZM147 67H148V65H147ZM156 67H157V66H156ZM180 67H181V66H180ZM180 67H179V68H180ZM183 67H184V65H183ZM216 67H217V66H216ZM243 67L245 68V66H243ZM12 68H13V67H12ZM104 68H105V67H104ZM168 68H169V67H168ZM181 68H182V67H181ZM194 68H195V66H194ZM204 68H205V67H204ZM225 68H226V67H225ZM230 68H231V67H230ZM106 69H107V68H106ZM106 69H105V70H106ZM120 69H121V68H120ZM123 69H124V68H123ZM131 69H132V68H130V70H131ZM135 69H136V68H135ZM161 69H162V68H161ZM163 69H164V68H163ZM163 69H162V70H163ZM165 69H166V70H165ZM165 69L163 70L164 73H165L166 71H167V73H168L169 71L167 70L166 66H165ZM188 69H190V68H188ZM214 69H215V68H214ZM221 69H222V68H221ZM231 69H232V68H231ZM234 69L238 70L237 68H234ZM124 70H127V69L125 68ZM128 70H129V69H128ZM130 70H129V71H130ZM133 70H134V69H133ZM170 70H171V69H170ZM174 70H177V68L175 67ZM184 70L187 71L186 69H184ZM194 70H195V69H194ZM194 70H193V71H194ZM198 70H199V69H198ZM201 70H202V69H201ZM245 70H246V69H245ZM106 71H108V70H106ZM134 71H136V70H134ZM157 71L160 72V70H157ZM215 71H216V70H215ZM238 71H239V70H238ZM238 71H235V72L240 73V72H238ZM119 72H120V70H119ZM145 72H146V71H145ZM161 72H162V71H161ZM177 72H178V70H177ZM179 72H181V70H179ZM191 72H192V71H191ZM200 72H202V71H200ZM232 72H233V71H232ZM232 72H231V73H232ZM104 73H105V72H104ZM120 73H123V72L121 71ZM136 73H137V75L135 74V76H139V73H138L137 71H136ZM149 73H150V72H149ZM162 73H163V72H162ZM217 73H218V72H217ZM221 73H222V72H221ZM108 74H110V75L112 76L114 73L111 74V73L108 71ZM125 74H127V71H126ZM145 74H146V73H145ZM159 74H160V73H158V75H159ZM165 74H166V73H165ZM169 74H170V72H169ZM181 74H182V73H181ZM191 74H192V73H191ZM209 74H210V72H209ZM218 74H220V73H218ZM228 74H229V73H228ZM228 74H227V75H228ZM247 74H248L249 77L252 79V81L250 82V81H249L250 78H248L247 81L245 82L246 85H249L250 87H252V85H253L254 83H255V84L257 83V85L255 86V87H256V90L253 91V92L250 91V93H251V96H252V97H255L256 101L259 102V103H255V106H256V105H258V106L261 105V107H260L258 110H260L259 112L262 113V115H264V59H263L262 61L260 60V62L258 61V63L255 64L254 66H252L251 68H249V69L247 68ZM1 75H2V74H1ZM5 75H6V74H5ZM106 75H107V73H106ZM122 75H124V74H122ZM166 75H167V74H166ZM189 75H190V74H189ZM189 75H187V77H188ZM223 75H224V74H223ZM235 75H236V73H235ZM239 75H240V74H239ZM8 76H10V75H8ZM111 76H109V78H110ZM129 76H130V75H129ZM156 76H157V74H156ZM170 76H171V75H170ZM177 76H178V74H177ZM193 76H194V75H193ZM219 76H221V75H219ZM101 77H102V76H101ZM105 77H107V78L105 79V78L102 77V78H103V79H102L103 82H100V83H101V84H100L101 86H103V87L105 86L104 88H106L107 83L109 84V81L107 82L108 76H105ZM117 77H118V76H117ZM120 77H121V76H120ZM120 77H118L117 81H118V80L121 81V78H120ZM133 77H134V76H133ZM148 77H149V76H148ZM162 77H164V76H162ZM168 77H169V75H168ZM230 77H231V76H230ZM232 77H233V76H232ZM232 77H231V78H232ZM245 77H246V76H245ZM6 78H7V77H5V79H6ZM129 78H130V77H129ZM136 78H137V77H136ZM153 78H154V77H152V79H151V78H144V79L142 78V80H143V81H145V79H151V80H153ZM157 78H158V76H157ZM169 78H170V77H169ZM169 78H167V79H169ZM220 78H221V77H220ZM255 78H257V80H255ZM104 79H105V80H104ZM111 79H112V77H111L110 79H108V80H111ZM163 79H166V78L164 77ZM175 79H176V78H175ZM177 79H178V77H177ZM185 79H186V77H185ZM197 79H198V77H197ZM206 79H209V78H206ZM225 79H227V78H225ZM242 79H243V78H242ZM112 80H113V79H112ZM204 80H205V79H204ZM212 80H213V79H212ZM260 80L263 81V82H262V83H258ZM4 81H7V80H4ZM165 81H166V80H165ZM213 81H215V80H213ZM221 81H222V80H221ZM236 81H237V80H236ZM238 81H239V80H238ZM98 82H99V81H98ZM110 82H112V81H110ZM139 82H140V81H139ZM149 82H150V81H149ZM154 82H157V81H154ZM206 82H207V80H206ZM206 82H205V83H206ZM6 83L8 84V82H6ZM112 83H114V81H113ZM119 83H120V82H119ZM125 83H126V82H125ZM135 83L137 84L136 81H135ZM141 83H142V82H141ZM144 83H145V82H144ZM183 83H184V82H183ZM189 83H190V81H189ZM194 83H195V82H194ZM228 83H229V82H228ZM240 83H241V82H240ZM132 84H133V83H132ZM146 84H148V83L146 82L145 85H146ZM149 84H150V83H149ZM176 84H177V82H176ZM208 84H209V83H208ZM211 84H213V83H211ZM235 84L238 85L237 83H235ZM235 84H234V85H235ZM32 85L34 86L35 84H34V83H33V84L30 83V85H29V86H30L29 89L32 88ZM40 85H41V84H40ZM116 85H117V84H116ZM137 85H138V84H137ZM137 85L135 86V89L137 88ZM141 85L144 86V84H141ZM141 85H140V87H141ZM197 85H198V84H197ZM112 86H114V84H113ZM112 86L110 87V89L112 88L111 91L113 90V87H112ZM133 86H134V85H133ZM199 86H200V85H199ZM223 86H224V85H223ZM226 86H227V85H225V87H226ZM229 86H230V85H229ZM253 86H254V85H253ZM7 87H8V86H7ZM34 87H35V86H34ZM36 87H37V86H36ZM36 87H35V89H36ZM39 87H40V86H39ZM42 87H43V86H42ZM114 87H115V86H114ZM118 87H119V86H118ZM131 87H132V86H131ZM197 87H198V86H197ZM215 87H216V89H217V86H215ZM218 87H219V85H218ZM233 87H234V86L232 85V88H233ZM116 88H117V86H116ZM132 88H133V87H132ZM142 88H143V87H142ZM142 88H141V89H142ZM194 88H195V87H194ZM198 88H199V87H198ZM227 88H229V87H227ZM227 88H226V89H227ZM236 88H237V87H236ZM33 89H34V88H32V90H33ZM39 89H40V88H39ZM121 89H122V88H121ZM137 89H139V86H138ZM164 89H165V88H164ZM199 89H200V88H199ZM223 89L225 90V88H223ZM230 89H231V87H230ZM36 90H38V89H36ZM107 90H109V88H108V89L106 88V90H105V89L102 90V93H103L102 95H103V97H104V94H105V97H106L107 93H109V94L113 93V92L110 93V92H108ZM129 90H132V89H129ZM204 90L206 91L207 89H204ZM209 90H210V89H209ZM211 90H212V89H211ZM227 90H229V89H227ZM105 91H107V92L104 93ZM132 91H133V90H132ZM132 91H131V92H132ZM137 91H138V90H137ZM196 91L198 92V90H196ZM25 92H26V91H25ZM31 92H32L31 94H33V91H31ZM121 92H122V90H121ZM129 92H130V91H129ZM131 92H130V93H131ZM134 92H135V91H133V93H134ZM145 92H147V91H145ZM148 92H149V91H148ZM177 92H178V90H177ZM184 92H185V91H184ZM209 92H210V91H209ZM225 92H226V91H225ZM230 92H231V90H230ZM236 92H237V91H236ZM239 92H240V91H239ZM1 93H2V92H1ZM34 93H35V92H34ZM117 93H119V95H120V94H123V93H120L119 88H118V92H116L115 94L118 95ZM133 93H132V95H133ZM136 93H137V92H136ZM204 93H205V92H204ZM204 93H201V94H204ZM213 93H214V92H213ZM215 93H216V92H215ZM226 93H227V92H226ZM4 94H5V93H4ZM139 94H140V93H139ZM164 94H165V93H164ZM195 94H196V93H195ZM216 94H217V93H216ZM224 94H225V93H224ZM239 94H240V93H239ZM243 94H244V93H241V94H240V98L243 97ZM5 95L8 96V94H5ZM33 95H34V94H33ZM111 95L113 96L114 94H111ZM125 95H126V93H125ZM125 95H123V96H124V99H126V98H125ZM127 95H128V94H127ZM132 95H131V96H132ZM174 95H175V94H174ZM225 95H226V94H225ZM3 96H4V95H3ZM28 96H29V95H28ZM123 96H122V97H123ZM135 96H138V95H133L132 97L134 98ZM168 96H169V95H168ZM191 96H192V95H191ZM191 96H190V98L193 97V96H192V97H191ZM202 96H203V95H202ZM205 96H206V95H205ZM210 96H211V95H210ZM212 96H213V95H212ZM215 96H216V95H215ZM226 96H227V95H226ZM234 96H235V95H234ZM117 97H118L119 100L121 99V97H120V98H119V96H117ZM176 97H177V96H176ZM179 97H180V96H179ZM182 97L184 98V96H182ZM188 97H189V95H188ZM223 97H224V95H223ZM26 98H28V97L26 96ZM30 98H31V96H30ZM111 98H112L113 101H114V97H111V96H110V99H109V98H107V99H106V98H105V99H104V98L101 99V100H100V103H102V101H103V103H104V100H106V101H107V100H108V101H109V100L112 101ZM127 98H128V96H127ZM138 98H139V97H138ZM142 98H143V96H142ZM142 98H140V99H142ZM164 98H165V97H164ZM174 98H175V97H174ZM177 98H178V97H177ZM186 98H187V96H186ZM190 98H189V100H190ZM199 98H200V97H199ZM201 98H202V97H201ZM210 98H211V97H210ZM212 98H213V97H212ZM221 98H222V97H221ZM118 99H117V100H118ZM124 99H123V100H124ZM128 99H130V98H128ZM214 99H215V98H214ZM17 100H18V99H16V101H17ZM24 100H25V98H24ZM29 100H31V99H29ZM123 100H122V101H123ZM151 100H152V99H151ZM151 100H149V101L151 102ZM184 100H186V99H184ZM194 100H195V99H194ZM206 100H207V99H206ZM209 100H210V99H209ZM209 100H208V102H209ZM216 100H217V99H216ZM216 100H214V102H215ZM1 101H3V99L0 100V104L2 103ZM14 101H15V100H14ZM18 101H19V100H18ZM27 101H28V100H27ZM108 101L106 102V106H107ZM113 101H112V102H113ZM124 101H125V100H124ZM124 101H123V102H124ZM141 101H143V100H141ZM141 101H140V102H141ZM149 101L147 100V103H148ZM190 101H191V100H190ZM190 101H189V102H190ZM119 102H121V100H120ZM181 102H182V101H181ZM185 102H186V101H185ZM201 102H203V101H201ZM204 102H205V101H204ZM206 102H207V101H206ZM206 102H205V103H206ZM226 102H228V101H226ZM241 102H242V101H241ZM3 103H4V102H3ZM13 103H15V102H13ZM18 103H19V102H18ZM128 103H129V101H128L127 103H124V105L126 104V106H127ZM132 103H133V102H132ZM132 103L130 102L129 104L132 105ZM173 103H175V102H173ZM193 103H194V102H193ZM210 103H212V102H210ZM218 103H219V102H218ZM19 104H20V103H19ZM28 104H29V103H28ZM78 104H79V103H78ZM104 104H105V103H104ZM109 104H110V103H109ZM112 104H113V103H111V105H112ZM116 104H120V105H121V103H117V101H116ZM116 104H115V105H116ZM129 104H128V105H129ZM148 104H149V103H148ZM151 104H152V103H151ZM165 104H166V103H165ZM183 104H184V103H183ZM185 104H186V103H185ZM195 104H196V103H195ZM203 104H204V103H203ZM203 104H202V106H203ZM213 104H214V103H213ZM216 104H217V103H216ZM240 104H241V103H240ZM2 105H3V104H2ZM2 105H0V106H2ZM76 105H77V104H76ZM99 105H100V104H99ZM115 105H113V106H115ZM122 105H123V103H122ZM131 105H129V107H130ZM139 105H140V104H139ZM141 105H142V103H141ZM149 105H150V104H149ZM199 105H200V104H199ZM205 105H206V104H205ZM208 105H210V104H208ZM219 105H220V104H219ZM78 106H79L78 109H80V106H81V105H78ZM101 106H102V105H101ZM103 106H105V105H103ZM132 106H133V105H132ZM135 106H136V105H135ZM157 106H158V105H157ZM213 106H214V105H213ZM224 106H225V105H224ZM241 106H242V105H241ZM255 106H254V109L256 110L258 107L255 108ZM24 107H26V106H24ZM74 107H75V106H74ZM110 107H111V106H108L107 108L109 109ZM127 107H128V106H127ZM147 107H148V105H147ZM188 107H189V106H188ZM238 107H239V105H238ZM2 108H3V107H2ZM19 108H23V107L20 105ZM19 108H18V109H19ZM28 108H29V111H30V107H28ZM28 108H27V109H28ZM118 108H119V107H118ZM123 108H124V106H123ZM125 108H126V107H125ZM141 108H142V106H141ZM144 108H145V107H144ZM150 108H152V107H150ZM170 108H171V107H170ZM209 108H210V107H209ZM211 108H213V107H211ZM14 109L16 110L17 107L14 108ZM14 109H13V110H14ZM74 109L76 110V108H74ZM110 109H111V108H110ZM115 109H116V107H115ZM120 109H121V108H120ZM128 109H129V108H128ZM128 109H127V110H128ZM146 109H147V108H146ZM178 109H179V108H178ZM183 109H185V108L183 107ZM194 109H196V108L194 107ZM238 109H239V108H238ZM2 110H3V109H2ZM21 110L23 111L24 109H21ZM71 110H72V109H71ZM111 110H112V109H111ZM116 110H117V109H116ZM118 110H119V109H118ZM118 110H117V111H118ZM141 110L143 111V109H141ZM175 110H176V109H175ZM191 110H192V109H191ZM202 110H204V108H203ZM207 110H209V109H207ZM212 110H213V109H212ZM212 110H211V111H212ZM218 110H219V109H218ZM236 110H237V108H236ZM16 111H17V110H16ZM16 111H15V112H16ZM31 111H32V110H31ZM109 111H110V110H109ZM129 111H130V109H129L127 112H129ZM150 111H151V110H150ZM154 111H155V110H154ZM154 111H152V112H154ZM188 111H189V110H188ZM192 111H194V110H192ZM192 111H191V112H192ZM196 111H197V110H196ZM196 111H195V112H196ZM215 111H216V110H215ZM220 111H221V110H220ZM253 111H254V110H253ZM15 112H14V113H15ZM23 112H24V111H23ZM115 112H116V111H115ZM120 112H123V111H122V110H119L118 113H120ZM124 112H125V110H124ZM124 112H123V113H124ZM173 112H174V110H173ZM179 112H180V111H179ZM179 112H177V113H179ZM201 112H202V111H201ZM8 113H9V112H8ZM16 113H17V115H18L20 112L18 113V111H17ZM16 113H15V114H16ZM150 113H151V112H150ZM175 113H176V112H175ZM175 113H174V114H175ZM238 113H239V112H238ZM243 113H244V112H243ZM11 114H12V113H11ZM72 114H73V113H72ZM125 114H126V112H125ZM146 114H149V111H148V113H146ZM183 114H184V113H183ZM198 114H199V113H198ZM201 114H202V113H201ZM234 114H235V112H234ZM21 115H23V113H21V114L19 115V117H20ZM28 115H29V114H28ZM119 115H120V114H119ZM126 115H127V114H126ZM151 115H152V114H151ZM151 115H150V116H151ZM175 115H176V114H175ZM178 115H179V114H178ZM194 115H195V114H194ZM220 115H221V114H220ZM29 116H31V115H29ZM69 116H71V115H69ZM73 116H74V115H73ZM120 116H121V115H120ZM122 116H123V115H122ZM148 116H149V115H148ZM184 116H186V115H184ZM189 116H191V115H189ZM195 116H196V115H195ZM224 116H225V115H224ZM226 116H227V115H226ZM235 116H236V115H235ZM237 116H238V115H237ZM255 116H256V115H255ZM26 117H27V115H26ZM71 117H72V116H71ZM123 117H124V119H125V117H127V116H123ZM128 117H129V116H128ZM131 117H132V116H131ZM196 117H197V116H196ZM222 117H223V116H222ZM228 117H229V116H228ZM232 117H234V116H232ZM259 117H260V116H259ZM263 117H264V116H263ZM17 118H18V116H17ZM20 118H22V117H20ZM23 118H24V117H23ZM64 118H66V117H64ZM119 118H120V117H119ZM121 118H122V117H121ZM121 118H120V120H121ZM132 118H133V117H132ZM179 118H180V117H179ZM188 118H189V117H187V119H188ZM190 118H191V117H190ZM190 118H189V119H190ZM234 118H236V117H234ZM260 118L263 119L262 116H261ZM260 118H259V119H260ZM11 119H12V118H11ZM11 119H10V120H11ZM69 119H70V118H69ZM76 119H78V118H76ZM76 119H75V121H76ZM124 119H123V120H124ZM130 119H131V118H130ZM139 119H140V118H139ZM169 119H170V118H169ZM189 119H188V120H189ZM196 119H197V118H196ZM196 119L194 118V120H196ZM200 119H201V118H200ZM216 119H217V118H216ZM218 119L220 120L221 118L218 117ZM18 120H19V119H18ZM27 120L29 121V119H27ZM30 120H31V119H30ZM117 120H119V119H117ZM126 120H127V122L129 121L127 118H126ZM131 120H132V119H131ZM134 120H135V119H134ZM163 120H164V119H163ZM184 120H185V119H184ZM192 120H193V119H192ZM247 120H249V119H247ZM28 121H27V122H28ZM68 121H69V120H68ZM166 121H168V119H167ZM175 121H176V120H175ZM207 121H208V120H207ZM15 122H16V121H15ZM66 122H67V121H66ZM71 122H72V119H71ZM71 122H69V124H68L67 126H66V124L64 125V126H66V133H65V131H64V133L62 132V133H63L62 135H64V137L61 136V138L59 139V140L62 142L63 145H66V142H67V140H66L67 137H66V136H69V135H70V132H71V130H72L71 125H70ZM76 122H77V121H76ZM79 122H80V121H79ZM134 122H135V121H134ZM147 122H148V121H147ZM164 122H165V121H164ZM205 122H206V121H205ZM220 122H221V121H220ZM222 122H223V120H222ZM227 122H228V121H227ZM248 122H249V121H248ZM250 122H251V121H250ZM250 122H249V123H250ZM29 123H30V121L28 122V124H29ZM80 123H81V122H80ZM130 123H131V122H129V125H130ZM149 123H150V122H149ZM172 123H173V122H172ZM188 123H189V122H188ZM192 123H194V122H192ZM213 123H214V122H213ZM216 123H217V122H216ZM229 123H230V122H229ZM238 123H239V122H238ZM240 123H241V122H240ZM21 124H22V123H21ZM28 124H27V125H28ZM30 124H32V123H30ZM30 124H29V127H30ZM75 124H76V123H75ZM75 124H74V125H75ZM147 124H148V123H147ZM161 124H163V123H161ZM173 124H174V123H173ZM178 124H179V123H178ZM190 124H191V123H190ZM195 124H196V123H195ZM242 124H243V122H242ZM242 124H240V125H242ZM253 124H254V123H253ZM38 125H39V124H38ZM117 125H118V124H117ZM119 125H122V124H119ZM150 125H151V124H150ZM176 125H177V124H176ZM184 125H185V124H184ZM199 125H200V124H199ZM237 125L239 126V124H237ZM254 125H255V124H254ZM33 126H34V125H33ZM36 126H37V125H36ZM36 126H34V127H36ZM40 126H41V125H40ZM130 126H132V125H130ZM144 126H145V125H144ZM180 126H181V125H180ZM190 126H191V125H190ZM205 126H206V125H205ZM218 126H219V124H218ZM226 126H227V125H226ZM112 127H113V126H112ZM118 127H119V126H118ZM185 127H186V126H185ZM187 127H188V125H187ZM235 127H236V126H235ZM242 127H243V126H242ZM242 127H241V128H242ZM246 127H248V126H246ZM255 127H256V126H255ZM261 127H262V125H261ZM27 128H28V127H27ZM39 128H40V127H39ZM73 128H74V127H73ZM119 128H120V127H119ZM168 128H169V127H168ZM172 128H173V126H172ZM192 128H193V127H192ZM192 128H191V131H192ZM208 128H209V127H208ZM214 128H215V126H214ZM248 128H249V127H248ZM253 128H254V127H253ZM112 129H113V128H112ZM112 129H111V130H112ZM182 129H184V128H182ZM201 129H202V128H200V130H201ZM205 129H206V128H205ZM221 129H222V128H221ZM249 129H250V128H249ZM251 129H252V128H251ZM101 130H102V129H101ZM101 130H100V131H101ZM177 130H178V129H177ZM193 130H194V129H193ZM208 130H210V129H208ZM208 130H207L206 132H208ZM183 131H184V130H183ZM189 131H190V130H189ZM195 131H196V130H195ZM202 131H203V129H202ZM232 131H233V130H232ZM237 131H238V130H237ZM248 131H249V130H248ZM132 132H133V130H132ZM209 132H210V131H209ZM245 132H246V131H245ZM250 132H252V131H250ZM71 133H72V132H71ZM104 133H105V132H104ZM181 133H182V132H181ZM181 133H180V135H181ZM191 133H192V132H191ZM213 133H214V131H213ZM238 133H239V132H238ZM99 134H101V133H99ZM105 134H106V133H105ZM188 134H189V133H188ZM192 134H193V133H192ZM201 134H203V132L201 133V131H200V134H198V135H201ZM204 134H205V135H204ZM204 134H203V136L206 137L207 134H206V133H204ZM211 134H212V133H211ZM211 134H210V135H211ZM214 134H215V133H214ZM240 134H241V133H240ZM106 135H107V134H106ZM215 135H216V134H215ZM251 135H252V134H251ZM98 136H99V135H98ZM101 136H102V135H101ZM174 136H175V135H174ZM185 136H186V135H185ZM193 136H194V135H193ZM203 136H202V137H203ZM211 136H212V135H211ZM213 136H214V135H213ZM244 136H245V135H243V137H244ZM246 136H247V135H246ZM59 137H60V136H58V138H59ZM99 137H100V136H99ZM105 137H106V136H105ZM105 137H104V138H105ZM130 137H131V136H130ZM194 137H195V136H194ZM199 137H200V136H199ZM202 137L200 138V140L202 139ZM249 137H250V135H249ZM251 137H252V136H251ZM254 137H255V135H254ZM68 138H69V137H68ZM70 138H71V136H70ZM211 138H212V137H211ZM247 138H248V136H247ZM95 139H97V138H95ZM101 139H102V138H101ZM193 139H194V138H193ZM196 139H198V136H197ZM245 139H246V138H245ZM245 139H244V140H245ZM105 140H106V138H105ZM109 140H110V139H109ZM211 140H212V139H211ZM251 140H252V139H251ZM254 140H255V139H254ZM179 141H180V140H179ZM192 141H193V140H192ZM197 141H198V140H197ZM201 141H202V140H201ZM203 141L205 142V138H204ZM53 142H55V141H53ZM101 142H102V141H101ZM104 142H106V141H104ZM129 142H130V141H129ZM182 142H183V141H182ZM195 142H196V141L194 140V144H195ZM207 142H208V140H207ZM249 142H250V141H249ZM99 143H100V142H99ZM200 143H201V142H200ZM205 143H206V142H205ZM209 143H210V141H209ZM230 143H231V141H230ZM52 144H53V143H52ZM68 144H69V142H68ZM68 144H67V146H69ZM190 144H191V143H190ZM190 144H189V146H190ZM247 144H248V143H247ZM252 144H253V143H252ZM54 145L57 146L55 143H54ZM54 145H53V147H55ZM63 145H62V146H63ZM99 145H100V144H99ZM102 145H103V143H102ZM102 145H101V146H102ZM187 145H188V144H187ZM195 145H196V144H195ZM198 145H199V144H198ZM48 146H49V147H48L47 149H45V150L42 152V155H41L40 159L38 158V159H39V160H38V163H39V164L37 163L36 165H39V166H40V164H42V162H44L45 159L49 157V155H50V151H51L52 149H54V148L51 149L50 145H48ZM67 146H65V147H67ZM107 146H108V145H107ZM184 146H185V145H184ZM189 146H188V147H189ZM192 146H193V145H192ZM192 146H191V147H192ZM211 146H212V145H211ZM222 146H223V145H222ZM236 146H237V145H236ZM63 147H64V146H63ZM63 147H62V149H63ZM86 147H87V146H86ZM97 147H98V146H97ZM103 147H105V146L103 145ZM103 147H101V148H103ZM109 147H110V146H109ZM109 147H108V148H109ZM191 147H190V148H187V149H191ZM199 147H200V146H199ZM202 147H203V144H202ZM215 147H216V146H215ZM240 147H241V146H240ZM55 148H56V147H55ZM57 148H58V147H57ZM177 148H179V147H177ZM183 148H184V147H183V145H182V149H183ZM192 148H193V147H192ZM194 148H198V147H195V146H194ZM59 149H60V148H59ZM62 149H60V150H62ZM67 149H68V148H67ZM87 149H88V148H87ZM103 149H104V148H103ZM103 149H102V150H103ZM185 149H186V148H185ZM213 149H215V148L213 147ZM221 149H222V148H221ZM250 149H251V148H250ZM68 150H69V149H68ZM68 150H67V152H70V151H68ZM198 150H199V149H198ZM54 151H55V150H54ZM105 151H106V149H105ZM107 151H109V150H107ZM178 151H179V150H178ZM178 151H177V152H178ZM182 151H184V150H182ZM185 151H186V150H185ZM201 151H202V150H201ZM209 151H210V150H209ZM219 151H220V150H219ZM65 152H66V151H65ZM67 152H66V153H67ZM114 152H115V151H114ZM127 152H128V150H127ZM188 152H189V151H188ZM188 152H186V153L188 154ZM196 152H198V151H196ZM199 152H200V151H199ZM57 153H58V155H59V152H57ZM57 153H56V154H57ZM60 153H61V151H60ZM66 153H65V154H66ZM106 153H107V152H106ZM111 153H112V152H111ZM111 153H110V154H111ZM116 153H117V152H116ZM183 153H184V152H183ZM190 153H191V152H190ZM207 153H208V152H207ZM212 153H213V152H212ZM236 153H237V152H236ZM52 154H53V151H52ZM54 154H55V152H54ZM110 154L108 153L107 155H110ZM117 154H118V153H117ZM127 154H129V153H127ZM205 154H206V153H205ZM219 154H220V153H219ZM58 155H57V157H58ZM179 155H180V154H179ZM230 155H231V154H230ZM237 155H238V153H237ZM52 156H53V155H52ZM52 156H51V157H52ZM100 156H101V154H100ZM102 156H103V155H102ZM115 156H116V155H115ZM120 156H121V155H120ZM205 156H206V155H205ZM207 156H208V155H207ZM211 156H212V155H211ZM219 156H220V155H219ZM42 157H43V158H42ZM53 157H55V158H53ZM53 157H52V158H53V160L55 161V160H56V156H53ZM103 157H104V156H103ZM109 157H110V156H109ZM109 157H108V158H109ZM116 157H117V156H116ZM116 157H115V158H116ZM187 157H188V156H187ZM208 157H209V156H208ZM225 157H226V156H225ZM237 157H238V156H237ZM112 158H113V157H112ZM122 158H123V157H122ZM212 158H213V157H212ZM219 158H220V157H219ZM222 158H223V157H222ZM105 159H106V158H105ZM47 160H48V159H47ZM102 160H103V158H102ZM124 160H125V159H124ZM127 160H128V159H127ZM205 160H206V159H205ZM226 161H227V159H226ZM96 162H99V161L97 160ZM118 162H119V161H118ZM227 162H228V161H227ZM250 162H251V161H250ZM51 163H52V161H51ZM119 163H120V162H119ZM204 163H205V162H204ZM225 163H226V162H225ZM113 164H114V161H113ZM122 164H123V163H122ZM252 164H253V163H251V164H249V165H252ZM83 165L85 166V169H86V165H85V164H83ZM89 165H90V164H89ZM220 165H221V164H220ZM226 165L229 167L228 164H226ZM230 165H231V164H230ZM39 166H38V167H39ZM42 166H43V165H42ZM44 166H45V165H44ZM51 166H52V165H51ZM75 166L77 167V164H76ZM247 166H248V165H247ZM247 166H245L244 169L247 168V170H248L249 168H248ZM49 167H50V166H49ZM69 167H70V165H69ZM69 167H68V168H69ZM71 167H72V166H71ZM101 167H102V166H101ZM116 167H117V166H116ZM119 167H120V166H119ZM119 167H118V169H119ZM236 167H237V168H240V166H236ZM253 167H254V166H253ZM68 168H67V169H68ZM72 168H73V167H72ZM89 168H90V170H91V166H90ZM54 169H55V168H54ZM67 169H66V170H67ZM74 169H75V168H74ZM83 169H84V168H83ZM95 169H96V168H95ZM95 169H94V170H95ZM258 169H260V168H258ZM258 169H257V170H258ZM88 170H89V169H88ZM240 170H242V168H241ZM48 171H49V170H48ZM68 171H69V170H68ZM114 171H115V170H114ZM175 171H176V170H175ZM238 171H239V170H238ZM242 171H243V170H242ZM261 171H262V170H260V172H259V171H258V172H259V173H262V172H263L262 174H264V169H263L262 172H261ZM65 172H66V171H65ZM78 172L80 173V171H77L76 174H77ZM88 172H89V171H88ZM194 172H195V171H194ZM224 172H227V171H224ZM240 172H241V171H240ZM245 172H246V170H245ZM248 172H249V171H248ZM248 172H247V173H248ZM254 172H255V171H253V173H254ZM79 173H78V174H79ZM84 173H85V172H84ZM197 173H198V171H197ZM229 173H230V172H229ZM241 173L244 174V172H241ZM247 173H245V174H247ZM39 174H40V173H39ZM76 174H75V175H76ZM78 174H77V176H78ZM254 174H256V173H254ZM63 175H64V174H63ZM80 175H81V173H80ZM115 175H116V174H115ZM171 175H172V174H171ZM178 175H179V174H178ZM77 176H76V177H77ZM193 176H194V175H193ZM196 176H197V175H196ZM229 176H230V175H229ZM246 176H247V175H246ZM61 177H62V176H61ZM76 177H75V178H76ZM104 177H105V176H104ZM182 177H183V176H182ZM219 177H220V176H219ZM82 178H84V177L82 176ZM93 178H94V177H93ZM226 178H227V177H226ZM257 178H258V177H257ZM257 178H256V179H257ZM25 179H26V178H25ZM177 179H178V177H177ZM228 179H229V177H228ZM236 179H237V178H236ZM238 179H239V178H238ZM258 179H259V178H258ZM59 180H61V179L59 178ZM59 180H58V181H59ZM206 180H207V179H206ZM213 180H214V179H213ZM61 181H62V180H61ZM81 181H82V180H81ZM84 181H85V180H84ZM182 181H183V180H182ZM223 181H224V180H223ZM229 181H230V179L228 180V182H229ZM231 181H232V180H231ZM231 181L229 182L230 184H231ZM237 181H238V180H237ZM237 181H236V182H237ZM242 181H244V180H242ZM250 181H252V180H250ZM41 182L43 183L44 181H41ZM41 182H40V183H41ZM45 182H46V181H45ZM174 182H175V181H174ZM238 182H239V181H238ZM238 182H237V183H238ZM59 183H60V182H59ZM220 183H221V181H220ZM244 183L246 184L247 182H244ZM82 184H83V183H82ZM183 184H184V183H183ZM210 184H211V183H210ZM227 184H228V183H227ZM232 184H233V183H232ZM256 184H257V183H256ZM258 184H260V183H258ZM61 185H63V184H61ZM174 185H175V184H174ZM212 185H213V184H212ZM215 185H216V184H215ZM238 185L240 186V182H239ZM20 186H22V184H21ZM20 186H19V188H21ZM64 186H65V185H64ZM81 186H82V185H81ZM84 186H85V184H84ZM200 186H202V185H200ZM213 186H214V185H213ZM233 186H234V185H233ZM17 187H18V186H17ZM54 187H55V186H54ZM182 187H183V186H182ZM193 187H194V186H193ZM217 187H218V186H217ZM236 187H237V186H236ZM257 187H258V185H257ZM257 187H256V189H257ZM19 188H14V189H12V190L10 191L11 194L8 195V196H0V256H1V257H2V255L4 256V257H3L4 262H5L4 264H75V263L72 262V261H68V262H66V263H63V262H60V261H58V260H55V258H57V256L55 257V254H51V255H49V254L51 253L50 251L45 252V253L39 252V249H37V247H39V242H40L38 238H35L34 240H33V239H32V240H28V242L26 243V244H27V247H26V249L23 251V253H21V254H16V253L11 252V253H9V255H7V251H9V249H10V248H9V245H10V244H11L16 238H18L19 236L22 235V233H23L24 229H26V227H27V223H28V222H26V221L22 218V216H21V211H20V209H19V204H20V202H21L22 200H24V198H27V200H30V199L32 198V196H31V197H28L27 194H26V196H25L24 193H22V192H18V189H19ZM43 188H44V187H43ZM186 188H187V187H186ZM211 188H212V187H211ZM220 188H221V187H220ZM234 188H235V187H234ZM237 188H238V187H237ZM240 188L242 189V187H240ZM260 188H261V186H259V190H260ZM262 188H263V187H262ZM262 188H261V191H262ZM129 189H130V188H129ZM132 189H133V188H132ZM215 189H216V186H215ZM221 189H222V188H221ZM33 190H34V188H33V187H30L29 191L32 192ZM183 190H185V189H183ZM227 190H228V189H227ZM263 190H264V189H263ZM40 191H41V188L39 189L38 192H40ZM200 191H201V190H200ZM211 191H212V190H211ZM215 191H216V190H215ZM217 191H219V190H217ZM229 191H230V190H229ZM239 191H240V190H239ZM255 191H256V190H255ZM255 191H254V192H255ZM38 192L35 194V197H36V195L38 194ZM212 192H213V191H212ZM250 192H251V191H250ZM252 192H253V191H252ZM252 192L249 193V196H250V195H251V196H252V195H256L257 193H261L260 191L257 192L256 194H255L254 192H253V193H252ZM134 193H135V192H134ZM190 193H191V192H190ZM218 193H219V192H218ZM214 194H215V193H214ZM261 194H262V193H261ZM263 194H264V193H263ZM65 195H66V194H65ZM211 195H212V193H211ZM257 195L259 196V194H257ZM243 196H244V195H243ZM243 196H242V197H243ZM251 196H250V197H251ZM258 196H257V197H258ZM261 196H262V195H261ZM240 197H241V196H240ZM245 197H246V196H245ZM250 197L247 198L248 200H247L246 198L243 197L244 199H246V200L249 202V206H248L249 208H250V204L252 205V203H251L252 200H253V202L255 201V197H254V196H252V198L254 197V199H252V198H250ZM257 197H256V200H257L258 198H261V197H258V198H257ZM243 198H241V199H243ZM249 198H250V199H249ZM109 199H110V198H109ZM109 199H108V200H109ZM263 199H264V198H263ZM263 199H261V201H263ZM246 200H245L244 204H245V203L248 204V202H246ZM249 200H250V201H249ZM35 201H36V200H34V199H31V200H30V204H31V206L35 207ZM185 201H186V200H185ZM261 201H259V200H258V202L256 201L257 204H255V203H256V202H255V203L253 204V206H254V205L257 206L258 204H259V206H260V205L262 204ZM259 202H260V203H259ZM36 203H37V202H36ZM237 203H238V202H237ZM240 204H242V203H239L238 205H240ZM242 205H243V204H242ZM246 206H247V205L245 204V206H243V209H245L244 207H246ZM236 207H237V206H236ZM239 207H240V206H239ZM241 207H242V206H241ZM257 207H258V206H257ZM257 207H256V208H257ZM246 208H247V207H246ZM253 208H255V207H252L250 210H252ZM256 208H255V209H256ZM255 209H254V210H255ZM257 209H258V208H257ZM245 210H246V209H245ZM247 210H248V208H247ZM250 210H249V211H250ZM254 210H252V211L254 212ZM135 212H136V211H135ZM135 212H134V213H135ZM144 212H145V211H144ZM248 213H251V211L248 212ZM146 214H147V213H146ZM138 215H139V214H138ZM136 217H137V216H136ZM43 218H44V217H43ZM132 219H133V218H132ZM6 221H8V223H9V224H8V227H9V228H8V231H7L8 234H6V235H4V236H1V231L3 230L4 223H5ZM21 232H22V233H21ZM187 237H188V236H187ZM193 238H194V237H193ZM119 239H120V238H119ZM187 239H188V238H187ZM187 239H186V240H187ZM120 240H121V239H120ZM190 240H191V239H190ZM190 240H189V241H190ZM193 240H196V239H192L191 242H193ZM121 241H122V240H121ZM196 241H197V240H196ZM196 241H195V242H196ZM197 242H198V241H197ZM200 242H201V240H200ZM200 242H199V244H200ZM187 243H188V242H187ZM188 244H189V243H188ZM189 245H190V244H189ZM185 247H186V246H185ZM8 248H9V249H8ZM140 249H141V248H140ZM200 249H201V248H200ZM237 249H238V248H237ZM12 250H13V249H12ZM178 250H179V249H178ZM133 251H134V249H133ZM215 251H216V250H215ZM57 252H58V251H57ZM57 252H56V250H54L52 253H57ZM60 253H61V252H60ZM133 253H134V252H133ZM136 253H137V252H136ZM194 253H195V252H194ZM214 253H215V255H216V252H214ZM217 253H218V252H217ZM180 254H181V253H180ZM88 255H90V254L88 253ZM183 255H184V254H183ZM231 255H232V254H230V256H231ZM51 256H54V258H52ZM91 256H92V255H90L89 257H91ZM95 256H96V255H95ZM184 256H185V255H184ZM86 257H88V256H86ZM92 257H94V256H92ZM182 257H183V256H182ZM191 257H192V256H191ZM50 258H51L52 260H50ZM262 258H263V257H261V256L259 257V261H260V262L263 260ZM88 259H89V258H88ZM92 259H93V258H92ZM94 259H95V258H94ZM94 259H93V261H94ZM60 260H61V259H60ZM90 260H91V259H90ZM177 260H178V259H177ZM190 260H191V258H189V261H190ZM209 260H210V259H209ZM75 261H77V260H75ZM175 261H176V260H175ZM2 262H3V261H1V259H0V264H1ZM91 262H92V261H91ZM184 262H185V261H184ZM263 262H264V261H263ZM84 263H85V261H84ZM155 263H156V262H155ZM155 263H154V264H155ZM178 263H179V262H178ZM192 263H194V262H192ZM209 263H210V262H209ZM2 264H3V263H2ZM171 264H172V263H171ZM174 264H175V263H174ZM186 264H187V263H186ZM189 264H190V263H189ZM194 264H195V263H194ZM199 264H200V263H199ZM201 264H203V263H201ZM261 264H263V263L261 262Z\"/></svg>","mask_w":264,"mask_h":264}]
</instances>
